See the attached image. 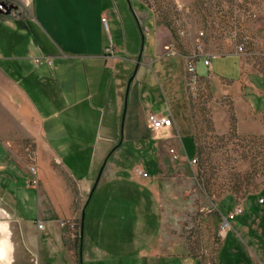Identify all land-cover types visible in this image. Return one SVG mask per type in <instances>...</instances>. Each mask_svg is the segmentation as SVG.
I'll list each match as a JSON object with an SVG mask.
<instances>
[{
    "label": "crops",
    "instance_id": "obj_1",
    "mask_svg": "<svg viewBox=\"0 0 264 264\" xmlns=\"http://www.w3.org/2000/svg\"><path fill=\"white\" fill-rule=\"evenodd\" d=\"M0 3L12 6L10 13L0 18V41L10 51L4 54L0 50V190L10 191L13 177L10 179L9 175L19 173L16 164L7 159L13 156L14 147L20 143L34 144L37 218L32 223H41V215L44 221L53 226L58 224L60 229L64 217L74 218L70 211L73 201H83L82 236L84 211L92 196L113 185L129 198L133 208L130 213L136 216L133 219L149 201L159 208L157 239L138 250L145 264L190 257L183 242L166 233L159 192L160 180L170 168H175L173 155L177 160L185 158L190 162L185 143L189 146L187 141L194 136V125L186 99L184 57L194 49L197 30L191 28V32L188 28V35L180 39L160 22L145 21L148 26L143 29L144 21L135 13L143 46L136 53L127 43L121 47L117 36L111 34L109 21L115 29L120 15L117 9L108 12L107 0H0ZM106 11L107 30L101 23ZM254 30L260 42L264 36V19L255 22ZM24 38L25 54L16 55L14 52ZM110 46L113 52L107 54ZM169 47L177 53L168 54ZM220 57L233 62L234 73L218 76L212 71V61L208 69L203 64L204 56H200L196 62L202 61L207 75L198 76V81H214L217 95H233L235 101L248 100L258 120L260 116L264 118V75L258 74L261 61L237 55L232 48H227V53ZM173 58L179 59L172 62ZM180 83L183 87L178 86ZM222 84L228 88L223 90ZM165 95L171 100L172 113L162 114L159 109ZM150 116L168 117L172 126L152 132L148 126ZM258 122L251 121L250 133H260ZM130 144L142 146L150 155L156 154L152 175L143 170L142 164L128 171L123 168L120 154ZM135 169L148 177H139ZM132 185L137 187L135 192L130 191ZM139 188L149 199L141 197ZM73 194L77 195L75 199ZM14 211L15 219L0 210V229L8 237L19 240L14 247L2 243L0 258L5 260L14 253L16 260L26 264L95 262L91 251H80L74 257L68 247L53 248L56 241L52 239L39 247L31 237L36 252L26 249L15 225L21 220ZM94 212L90 220L97 219ZM118 221L108 220L110 232ZM263 228L264 215L250 219L238 216V252L231 239H225L217 264H264ZM139 237L133 240L135 247ZM23 253L29 257L28 261L22 260Z\"/></svg>",
    "mask_w": 264,
    "mask_h": 264
},
{
    "label": "rangeland",
    "instance_id": "obj_2",
    "mask_svg": "<svg viewBox=\"0 0 264 264\" xmlns=\"http://www.w3.org/2000/svg\"><path fill=\"white\" fill-rule=\"evenodd\" d=\"M128 1L130 4L126 0H107L106 9L110 13L117 9L120 15L115 22V29L109 21L111 34L117 36L121 47L127 43L136 53L143 46L135 13L140 21H144L143 29L148 26L145 21L160 22L169 27L174 36L177 26L185 30L189 28L191 32L193 29L199 31L204 21L214 17L213 12L205 7V0ZM254 9L256 21L264 19V0L256 2ZM106 13L107 19L109 15ZM257 30L255 33L258 34ZM3 36H7L4 31ZM263 39L264 36L260 42L248 46V53L252 54L250 56L262 63L258 70L260 75H264ZM26 41L24 38L19 42L18 51L14 52L16 55L25 54ZM0 45L2 53H10L5 43L0 41ZM204 50L217 55L222 53L220 46L206 42ZM177 59L173 58L172 62ZM196 69L199 77L207 75L202 61L196 62ZM212 71L218 76H229L235 69L231 60L219 57L212 60ZM178 86L183 87V84ZM217 88V84L210 80H199L194 86L186 87V99L194 125V142L190 138L187 141L189 146L185 143V151L189 160L195 159V163H189L185 158L175 160V168H170L160 180L164 228L166 233L183 242L190 257L164 259L156 264H217L225 239H231L238 252V216L250 219L252 216L264 215V118L260 116L258 120L248 100L235 101L233 95H217ZM226 88L228 85H223V90ZM159 109L162 114L174 111L168 96L163 97ZM252 120L259 121V134L250 133ZM14 148L11 152L13 156L7 159L16 164L19 173L17 176L9 175L10 179L13 177L10 191L0 190V210L7 212L9 218L13 219L16 218L14 210L17 211L21 221H16L15 225L26 249L36 252V245L43 247L47 239H52L56 241L53 248L60 250L68 247L72 249L74 257L80 251H91L95 262L85 261L81 264H145V260L138 256V250L147 248L157 239V205L147 202L141 208V213L137 214L138 217L133 219L135 215L130 213L133 208L128 202L129 198L112 185L108 190L92 196L84 211L82 236L79 222L83 201H73L70 211L74 218H63V222L68 223L66 228L59 229L58 224L53 226L40 215L39 220L43 222L45 230L37 232L32 223L37 218V192L34 185L37 174L36 150L31 143H20ZM155 155H150L142 146L130 144L121 151L120 162L127 171L133 169L134 165L142 164L143 170L152 175L157 163ZM30 156L35 160L31 161ZM30 167L34 168V174L30 173ZM135 187H129L130 191L135 192ZM139 192L141 197L149 199L143 189L139 188ZM73 197L75 199L77 195L73 194ZM10 200H13L12 207ZM235 208H241L242 213L234 215ZM92 210H95L97 219L90 220ZM114 218L119 221L110 232L108 220ZM225 220L228 225L224 228ZM253 225L257 227V223ZM136 236H140L137 247L133 244ZM31 237L36 245L30 241ZM15 264L26 263L16 260Z\"/></svg>",
    "mask_w": 264,
    "mask_h": 264
},
{
    "label": "built area",
    "instance_id": "obj_3",
    "mask_svg": "<svg viewBox=\"0 0 264 264\" xmlns=\"http://www.w3.org/2000/svg\"><path fill=\"white\" fill-rule=\"evenodd\" d=\"M259 1L263 0H205V7L209 8V12H213L214 17L204 21V25L197 31L193 40V51L184 57L187 87H192L198 82L195 64L200 56H204L203 64L210 69L211 61L226 54L227 48H232L237 55H252L248 53V46L258 42L253 27L257 17L254 6ZM178 10L180 11V9ZM101 23L107 30L106 17L101 18ZM187 35L188 33L185 28L177 26L176 36L178 38L181 39ZM205 42L220 46L222 51L221 55L209 51L206 52L204 50ZM112 52L113 48L110 46L106 53L112 54ZM176 53L174 48H168V54L174 55ZM148 126L152 132H157L170 128L172 126V120L168 117L150 116ZM170 153L173 154V151H170ZM172 159L175 161L177 157L173 155ZM30 160L34 161L35 158L30 156ZM189 163L194 164L195 159ZM29 171L31 174H34L33 167H30ZM134 172L141 178L145 179L148 177L146 173L139 169H135ZM241 213V208H235L234 215H240ZM67 224L62 222L60 226L61 228H66ZM34 225L38 231L43 230L42 223L35 221ZM227 225V221L225 220L224 228Z\"/></svg>",
    "mask_w": 264,
    "mask_h": 264
},
{
    "label": "flooded vegetation",
    "instance_id": "obj_4",
    "mask_svg": "<svg viewBox=\"0 0 264 264\" xmlns=\"http://www.w3.org/2000/svg\"><path fill=\"white\" fill-rule=\"evenodd\" d=\"M6 5V4H5ZM16 239V238H15ZM16 241L19 242L18 238L17 240H14L12 238H9L5 233L2 232V230L0 229V246L2 243H6L7 245H10L11 247H14L16 245ZM20 242H22L20 240ZM14 253H12L7 259H2L0 258V264H15V257L12 256ZM22 260L24 261H28V256L26 255V253H23V255H21Z\"/></svg>",
    "mask_w": 264,
    "mask_h": 264
},
{
    "label": "water",
    "instance_id": "obj_5",
    "mask_svg": "<svg viewBox=\"0 0 264 264\" xmlns=\"http://www.w3.org/2000/svg\"><path fill=\"white\" fill-rule=\"evenodd\" d=\"M11 9H12V6L0 3V18L8 15L10 13ZM100 174L98 175V177L96 179L95 185L97 184V182H98V180L100 178ZM82 219H83V214H82ZM81 230H82V221H81Z\"/></svg>",
    "mask_w": 264,
    "mask_h": 264
},
{
    "label": "trees",
    "instance_id": "obj_6",
    "mask_svg": "<svg viewBox=\"0 0 264 264\" xmlns=\"http://www.w3.org/2000/svg\"><path fill=\"white\" fill-rule=\"evenodd\" d=\"M169 28V27H168ZM170 31H171V29H170ZM192 139V141L194 142V136L191 138ZM194 147H195V143H194ZM196 150V149H195ZM79 228H80V233H81V221L79 222Z\"/></svg>",
    "mask_w": 264,
    "mask_h": 264
}]
</instances>
